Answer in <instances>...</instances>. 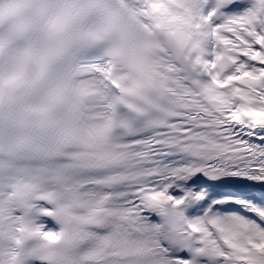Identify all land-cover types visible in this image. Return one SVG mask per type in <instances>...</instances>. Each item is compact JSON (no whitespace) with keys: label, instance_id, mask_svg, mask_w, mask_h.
I'll return each instance as SVG.
<instances>
[{"label":"snow or ice","instance_id":"obj_1","mask_svg":"<svg viewBox=\"0 0 264 264\" xmlns=\"http://www.w3.org/2000/svg\"><path fill=\"white\" fill-rule=\"evenodd\" d=\"M0 264H264V0H0Z\"/></svg>","mask_w":264,"mask_h":264}]
</instances>
